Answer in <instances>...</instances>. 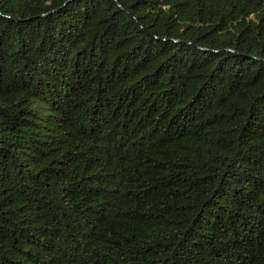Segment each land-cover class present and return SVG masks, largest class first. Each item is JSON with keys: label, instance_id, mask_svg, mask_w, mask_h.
<instances>
[{"label": "trees", "instance_id": "1", "mask_svg": "<svg viewBox=\"0 0 264 264\" xmlns=\"http://www.w3.org/2000/svg\"><path fill=\"white\" fill-rule=\"evenodd\" d=\"M0 264H264V0H0Z\"/></svg>", "mask_w": 264, "mask_h": 264}]
</instances>
